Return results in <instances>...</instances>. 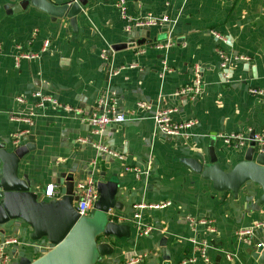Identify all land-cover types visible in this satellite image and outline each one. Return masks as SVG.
Returning a JSON list of instances; mask_svg holds the SVG:
<instances>
[{
    "label": "crops",
    "instance_id": "1",
    "mask_svg": "<svg viewBox=\"0 0 264 264\" xmlns=\"http://www.w3.org/2000/svg\"><path fill=\"white\" fill-rule=\"evenodd\" d=\"M26 1L0 0V145L9 151L30 145L19 173L33 182L40 199H49V185H56L60 196V175L73 177L75 189L92 175L96 182H118L119 206L111 217L129 225L131 233L109 237L114 253L97 264L133 257H143L140 264H162L164 247L177 264L196 251L192 237L207 242L209 256L208 262L198 257L193 264H261L252 256L255 240L238 231L264 221L262 187L249 181L238 193L218 191L180 159L208 163L213 146L228 171L243 160L250 134L264 131V0H125L126 17L120 0H90L78 15L77 32L67 17L53 19ZM147 18L156 24L135 25ZM129 41L135 45L113 49ZM167 41L168 48H156ZM218 51L232 60L228 79ZM197 69L199 97L178 95L194 82ZM36 92L57 104L39 108ZM110 106L125 121L93 134L88 118ZM167 107L178 108L175 121L195 122L189 138L158 133L154 115ZM19 114L32 115L34 124L12 119ZM24 130L15 145L14 134ZM232 133H242L247 147H228L223 137ZM98 141L116 149L122 160L98 153L92 145ZM138 204L148 207L135 219ZM191 218L210 220L214 230L190 227ZM0 233L20 241L9 246L11 264L51 247L45 239L31 240V227L21 220L13 227L0 225ZM256 236L264 240V232Z\"/></svg>",
    "mask_w": 264,
    "mask_h": 264
},
{
    "label": "water",
    "instance_id": "2",
    "mask_svg": "<svg viewBox=\"0 0 264 264\" xmlns=\"http://www.w3.org/2000/svg\"><path fill=\"white\" fill-rule=\"evenodd\" d=\"M89 1L71 0L56 4L51 0H27L25 3L45 11L53 19L67 17L74 32H77L78 15ZM134 45L133 41H129L116 44L113 49L121 50ZM254 136L255 132H252L243 160L228 171L222 168L213 146L209 148L208 163L197 157L180 160L210 180L218 191L238 193L249 181L259 184L263 189L261 202L264 203V146L258 151ZM29 149L30 145H20L9 151L0 145V225L13 227L17 220L24 221L31 227V240L45 239L51 247L35 259L21 257L19 264H97L102 258L111 256L114 246L107 239L112 236L128 237L131 233L129 225L117 223L111 217V210L119 206L116 199L118 182L98 179L96 188L99 197L94 204L95 213L81 215L75 205L79 197L75 194L73 177L60 175L62 179L59 183L64 186L57 198L40 199L38 193L31 189L33 182L19 173L20 161ZM162 244L165 245V239ZM252 256L264 264L263 247L253 251ZM162 264H172L167 247L163 249Z\"/></svg>",
    "mask_w": 264,
    "mask_h": 264
},
{
    "label": "built area",
    "instance_id": "3",
    "mask_svg": "<svg viewBox=\"0 0 264 264\" xmlns=\"http://www.w3.org/2000/svg\"><path fill=\"white\" fill-rule=\"evenodd\" d=\"M118 7L126 17V5L125 0H120L118 3ZM156 24L155 19L147 18L144 20L136 21L135 25L142 27V26H150ZM216 37L218 39H222L219 34H216ZM45 46H47V43H45ZM170 46V44L167 42L158 43L156 45V48L158 49H166ZM220 54V57L222 59L221 68L226 71L224 74L225 78H229L228 70L229 66L232 62V60L223 52L218 51ZM102 53L105 55L106 51H102ZM21 57H26L25 55H22ZM238 59H244V57H236ZM166 70V69H165ZM202 92V81H201V75L199 72V69H197L196 76L194 78V82L191 84H188L184 87H182L177 94L186 97L189 100H195L199 97L200 93ZM253 93H259L258 90L253 89ZM33 97L37 101V106L39 108H43L46 103L50 104H57L56 99L49 95H45L42 92H36L34 93ZM20 102L24 101V98H19ZM140 107H144L143 103H139ZM70 111H72V108H69ZM178 111L177 107H167L164 109L158 110L154 115V121L156 124V130L158 133L163 134L167 137H181L184 139L189 138L188 133L189 130L194 126V121H175L174 120V114ZM12 119L21 123H26L28 126H32L34 124V119L32 115H26V114H19V115H13ZM126 119L125 115L123 113H120L117 111V109L113 106H110L106 109H103V111L95 112L93 113L89 118L88 122L92 127V133L93 134H99L101 135L103 131L110 126L111 124H117L122 123ZM26 132L19 131L18 133L14 134L13 136V143L15 145L19 144L21 142V138L23 134ZM223 140L225 144L230 147L231 149H242L247 147L248 140L244 137L242 133H232L230 135H226L223 137ZM254 140L256 142V149L258 151L261 150L262 146H264V131L262 133H255ZM80 141L86 142V139L80 138ZM92 145L95 147L98 153L105 154L112 156L114 158H118L122 160L121 154L116 151V149L112 148L108 144L98 141V142H92ZM128 169V168H127ZM96 179L94 175L88 177L85 180L80 181L75 189V194L78 195L79 199L75 202V205L77 207V210L81 215H88L90 210L94 208V204L98 200L99 193L96 188ZM57 186L56 185H49L47 190V197L49 199L57 198L58 191H56ZM59 197V196H58ZM168 203L165 205L159 206L155 205L152 207L158 208V207H166ZM146 205L144 204H138L134 206V218L139 219L141 216V211L145 209ZM211 221L207 219H195L191 218L189 221L190 227H195L196 225H202L205 226L210 232H212L213 226L211 225ZM258 232H264V221H257L254 224L242 228L238 231V236L244 239L248 240H255L254 248L255 250L259 247L264 248V240H256V234ZM144 233H149L148 228L146 227L144 229ZM192 242L195 245L196 251L193 252L191 255H187L183 257L177 264H193L197 261L198 257L204 259L206 262L209 261V256L207 253L208 244L206 241H200L195 237H192ZM20 241L15 236H2L0 233V264H11L12 255L9 250V246H15L18 245ZM143 262V257H133L130 259H126L124 261H121L118 264H140Z\"/></svg>",
    "mask_w": 264,
    "mask_h": 264
},
{
    "label": "rangeland",
    "instance_id": "4",
    "mask_svg": "<svg viewBox=\"0 0 264 264\" xmlns=\"http://www.w3.org/2000/svg\"><path fill=\"white\" fill-rule=\"evenodd\" d=\"M93 213H95L94 208H92V209L90 210V212H89L88 215H91V214H93Z\"/></svg>",
    "mask_w": 264,
    "mask_h": 264
},
{
    "label": "trees",
    "instance_id": "5",
    "mask_svg": "<svg viewBox=\"0 0 264 264\" xmlns=\"http://www.w3.org/2000/svg\"><path fill=\"white\" fill-rule=\"evenodd\" d=\"M38 257V256H37Z\"/></svg>",
    "mask_w": 264,
    "mask_h": 264
}]
</instances>
